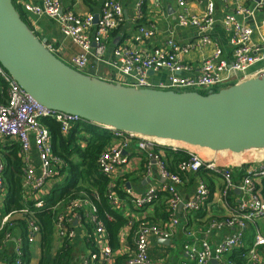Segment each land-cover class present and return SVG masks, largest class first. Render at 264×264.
Here are the masks:
<instances>
[{"label":"built area","instance_id":"obj_1","mask_svg":"<svg viewBox=\"0 0 264 264\" xmlns=\"http://www.w3.org/2000/svg\"><path fill=\"white\" fill-rule=\"evenodd\" d=\"M146 0H138V13L142 11ZM161 1V0H156ZM178 7L177 20L183 28L196 27L199 29L198 38L187 45H180L173 35L161 46L148 52L139 53L128 46L118 47L114 51V58L108 64L116 71L109 81L136 89L171 90L175 92H209L230 87L244 80L250 79V69L264 61V37L260 43L254 42V30L239 21L236 14L225 15L222 19L224 29L230 33L233 60L223 59V50L213 42L209 35L215 23L216 4L214 0L207 2L202 16L193 15L188 8V0H175ZM221 3H236L237 13L253 16L255 12H264V0L255 2L249 9L240 6L241 0H218ZM23 10L35 17H47L59 27L65 38L74 43L80 52L70 59V66L77 71L84 70L91 58L98 63H104L110 36L124 21V10L118 0H102L99 21L96 24L94 15H79L72 10L64 9L61 0H43L41 5L23 4ZM156 35V29L151 26H140L134 40L143 42ZM214 45L213 54L206 58L201 67V74L195 78L181 76L189 71L190 67L183 62L182 56L193 49H201ZM48 49L56 54L53 46ZM167 70L170 73L167 83L154 85L149 79L150 71L156 73ZM264 74V70L256 76ZM255 76V77H256ZM0 80L5 84L2 91L3 100L0 101V143L5 149L14 143L19 145V158L22 160V195L27 198V192L44 193L48 182L65 175V161L54 152L53 138L49 128L44 124L45 119H52L60 124L61 133L67 136L73 125L88 124L77 115L54 112L36 102L13 77L0 65ZM112 137L120 141L117 145L104 150L98 159V171L112 178L117 169L128 164L129 160L124 151L132 142H136L138 149L144 151L149 159L156 161L161 176L169 183L162 189L150 187L141 195L133 194L125 189L135 208L144 209L154 205L160 195L168 196L170 216L163 226L157 225L143 218L140 220L134 236V252L128 257L125 264H156L149 256V240L151 237L171 239L175 234L178 221L174 214L182 207L185 212L199 211L208 200L209 190L202 182L199 184L194 197L184 201L179 194V186L183 184L182 174H197L202 169L211 171L222 177L225 187L223 197H228L229 191L234 187L232 170L218 167L214 163L203 161L197 154L189 153L191 159L179 165V173L169 171L165 160L155 152L158 146L171 148L173 151L182 150L173 146L158 144L153 139L131 133L110 130ZM33 147L38 156V166L34 165ZM6 164L0 159V196L6 195L5 190ZM264 179V162L250 167L242 178L239 189L243 199L238 205L237 215L224 220H214L210 230L233 231L220 243L211 246L207 240H200L192 231L186 233L188 241L183 246L186 256L196 264H211L214 260L219 264H232L225 257L242 246L243 237L249 223L256 224L264 219V201L255 192V181ZM112 184L109 186L108 199L112 206H120L121 200L112 193ZM46 196L37 200L33 207L37 211L46 208ZM59 206V205H57ZM54 208V210L57 208ZM96 207L89 199H75L69 202L64 212L54 220V227L59 237L73 240L75 230L73 223L88 222L94 225L95 230L89 232L92 239L93 250L88 251L81 264H110L115 252L108 244L103 225L96 218ZM4 217V216H3ZM2 217V218H3ZM108 219H113L107 215ZM14 222L12 213L6 214L2 219L0 232L7 228L4 241L12 240ZM41 234V227L32 218L27 221V234L25 238L17 241L14 246L15 261H5L0 264H24L23 248L25 244L31 245ZM88 240V241H89ZM259 249H264V233L256 232L254 243L249 250L246 264H259Z\"/></svg>","mask_w":264,"mask_h":264},{"label":"crops","instance_id":"obj_2","mask_svg":"<svg viewBox=\"0 0 264 264\" xmlns=\"http://www.w3.org/2000/svg\"><path fill=\"white\" fill-rule=\"evenodd\" d=\"M101 1L102 0H61V3L64 9L72 10L79 15L85 16L93 14L95 16L96 14L100 15ZM208 1L210 0H188L190 13L199 17L202 16ZM214 1L216 4L215 23L209 32V35L213 39V42L223 50V59L230 62L233 60L232 47L230 45L231 37L230 33L223 27L222 19L224 16L228 14H236L240 22L254 30V42L260 43L262 37H264V12H255L253 16H248L244 13L238 14V5L236 3L224 4L218 0ZM258 1L259 0H241L240 6L251 9L255 2ZM15 2L22 10V14L38 38L45 41L47 46H53L56 49V56L58 55V58L63 62L67 61L70 63V59L74 55H77L80 52V49L72 43L70 39L63 36L58 25L53 20L47 17H35L23 10V4L30 3L41 5L43 0H15ZM118 2L122 5L124 10V21L110 36L104 63H98L91 58L88 66L84 69L86 71L85 74L88 76L104 81H109L114 77L116 71L108 63L113 61L114 51L118 47L126 45L131 49L142 53L163 45L171 35H173L175 40L182 46L187 45L198 38V28H183L179 26L177 20L178 7L175 0H161L159 2L156 0H146L140 13H138L136 6L138 0H118ZM140 26L153 27L156 29V35L143 42H136L134 38ZM214 49V45H208L201 49H193L184 54L182 56L183 62L188 65L190 69L189 71L183 72L181 76L188 78L198 77L201 74L203 61L213 54ZM261 63H264V61L257 65ZM257 65L250 69L248 74L250 78L255 77L258 73L264 70L263 66L253 71ZM169 76V71L161 70L149 74V79L154 85H158L160 83H167ZM119 141L118 138L112 137L110 146L117 145ZM83 144L85 145V143ZM178 148L185 150L188 153L197 154L207 163H214L218 167L231 169L234 187L229 191L228 197L225 198L222 196L225 181L215 173L202 170L197 174H182L183 184L179 186L178 191L184 201L190 200L194 197L201 182L208 188L209 197L205 205H203L199 211L187 213L182 207L177 209L174 217L178 221V226L175 229L174 236L171 239H167L170 241L169 244L164 243L160 238H150L149 256L156 264H196L194 261L190 260L183 251L184 244L189 240L186 235L188 231L195 233L200 240H207L211 246L217 245L225 237L231 235L233 231L230 229L221 231L210 230V225L214 220H224L237 215L238 205L243 199L242 191L239 189L242 178L250 167L264 162V158L261 157L262 155L260 154L244 156L243 154L235 155L232 153H216L207 149L188 146L181 147L178 145ZM7 152L8 148L5 149L2 146L0 147V159L3 160L5 164ZM124 153L129 162L127 165L117 169L115 175L110 178V184L113 186V195L121 200L120 206H112L114 212L120 217L128 220L129 224L121 230L120 249L115 252L114 259L110 264H125L128 257L134 252V236L141 219L145 218L152 223L163 226L165 223L163 217L167 212L166 201L168 197L165 193L162 194L156 204L139 210L135 208L130 197L125 195V189H130L133 194L141 195L150 187L162 189L169 182L161 176L156 161L149 159L144 151L139 150L136 142H132ZM158 154L161 156L164 155L163 151ZM33 161L34 165L38 166V156L34 147ZM243 166H245L244 171L243 168H241ZM64 177L65 175L50 180L44 193H30L28 191L27 198L23 197V202L28 207L20 213H12V220L14 222L12 240L10 242H5L4 238H2V240L0 239L1 262H5L6 259H4V256L7 255L8 252L13 251L15 243L26 237L27 221L32 218H28L27 214H33L32 211L30 212V205H33L42 197L49 195L55 184L60 183ZM7 189L8 188L5 187L6 195L0 196V226L2 219L6 215L4 214V210L8 194ZM255 192L264 201V179L255 181ZM61 205L64 204L61 203L54 210V212L57 213L55 214L54 220L66 209L67 205L58 212V209H61ZM87 225L91 226V224L86 221H75L73 223L76 232L75 238L73 240H68L62 239L58 236L53 223L54 240L48 258H53L62 249H67L69 247L73 263L81 264L83 258L89 251L88 240L90 231L88 230ZM132 226H136V229L131 233ZM91 228H93V231L95 230V227ZM252 229L253 234L251 233ZM258 230H261L264 233V219L256 224H248L243 237L242 247L248 248L249 250L252 248L254 237ZM66 241L67 243H65ZM28 246L30 251V264H40L44 253L42 233L37 237V240L33 244ZM231 254L232 253L227 255L225 260L229 261V256ZM258 254L260 256L259 264H264V249H259ZM121 257H124V260L119 261V258Z\"/></svg>","mask_w":264,"mask_h":264},{"label":"water","instance_id":"obj_3","mask_svg":"<svg viewBox=\"0 0 264 264\" xmlns=\"http://www.w3.org/2000/svg\"><path fill=\"white\" fill-rule=\"evenodd\" d=\"M0 65L42 106L107 131L216 153L264 151V74L206 95L107 82L51 52L13 0H0Z\"/></svg>","mask_w":264,"mask_h":264},{"label":"trees","instance_id":"obj_4","mask_svg":"<svg viewBox=\"0 0 264 264\" xmlns=\"http://www.w3.org/2000/svg\"><path fill=\"white\" fill-rule=\"evenodd\" d=\"M13 3L20 12L22 19L28 24L26 18L22 14V10L16 5L15 0H13ZM2 91L5 92V84L0 80V101L3 100V95L1 94ZM200 93L206 95L208 92ZM44 124L51 132L55 154L65 161L66 166L64 169V179L60 183L55 184L51 193L45 198L46 208L37 211L31 204L30 212L32 211L33 214H27L28 218L32 217V219L41 227L44 253L40 264H74L69 247L67 249H62L53 258H48V256L54 240L53 223L55 214H57L54 212V208L63 203L64 205L60 206L61 209H58V212H60L65 205L75 199H89L93 203L97 210L96 218L103 225L109 246L114 252L118 251L120 249L121 230L129 224V221L114 212L108 199L111 179L101 174L98 171L97 166L101 153L109 148L112 141L110 131L89 123H80L73 125L69 134L64 136L61 133L60 124L56 121L45 119ZM83 143H85V145ZM1 146L2 145H0V147ZM162 151L164 153L162 157L165 160L169 171L172 173L181 174L179 171V165L188 162L191 159V155L185 150L173 151L171 148L162 146L155 148L156 153ZM18 152L19 145L14 143L8 148V152L6 153V171L4 178L5 185L8 188V194L5 201L4 214L15 212L20 213L28 207L23 202V164L22 160L19 158ZM241 168H243L244 171L245 166ZM161 196L162 194L160 195V198ZM166 209L167 212L163 217L164 221H167L171 214L170 208L168 207V199L166 201ZM107 215H111L113 219H108ZM91 227H94V225H87L90 232L93 231V228ZM135 229L136 226H132L131 233L134 232ZM6 230L7 228L1 231V240L4 238ZM251 233L253 234V229L251 230ZM65 243H67V241ZM88 248L90 250H93L94 248L92 245V239L88 242ZM23 252L24 264H30V251L28 244H25ZM248 253L249 249L241 246L232 252L229 256V261L233 264H246ZM4 257V259H6L5 261L13 263L15 261L14 248L13 251L8 252ZM120 260H124V257L119 258V261Z\"/></svg>","mask_w":264,"mask_h":264},{"label":"rangeland","instance_id":"obj_5","mask_svg":"<svg viewBox=\"0 0 264 264\" xmlns=\"http://www.w3.org/2000/svg\"><path fill=\"white\" fill-rule=\"evenodd\" d=\"M57 57H58V55H57ZM65 63H66L67 65L70 66V63H69V62L65 61ZM263 66H264V63H261V64L257 65V66L253 69V71H255L256 69H258V68H260V67H263ZM80 72H82V73H84V74L86 73L85 70H82V71H80ZM215 90H216V89H215ZM182 147H186V146H182ZM262 153H264V151H249V152L244 153L243 155H244V156H249V155H252V154H260V155H262ZM33 264H35V263H33Z\"/></svg>","mask_w":264,"mask_h":264},{"label":"bare ground","instance_id":"obj_6","mask_svg":"<svg viewBox=\"0 0 264 264\" xmlns=\"http://www.w3.org/2000/svg\"><path fill=\"white\" fill-rule=\"evenodd\" d=\"M146 139H149V138H146ZM153 141H156L158 144H160V145H169V146H173V147H175V148H177L178 147V145L177 144H173V143H169V142H165V141H159V140H153ZM179 146H185V145H179ZM261 157H263L264 158V153L262 154V156ZM260 159H262V158H260Z\"/></svg>","mask_w":264,"mask_h":264}]
</instances>
